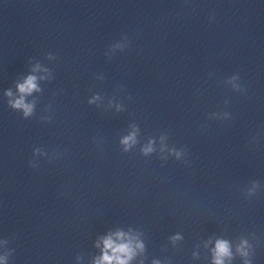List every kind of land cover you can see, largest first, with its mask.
<instances>
[{
    "label": "clouds",
    "instance_id": "1",
    "mask_svg": "<svg viewBox=\"0 0 264 264\" xmlns=\"http://www.w3.org/2000/svg\"><path fill=\"white\" fill-rule=\"evenodd\" d=\"M17 89L21 94L18 99L9 101L10 106L14 109H22L24 116H29L33 111V105L25 102V95L31 94L34 90H38L35 76H28L23 83L17 85ZM6 95L11 97L12 92L8 90ZM133 136L126 137L122 143L128 144L129 141H133ZM145 152H150L151 148H146ZM116 239L121 241L117 243L113 240L112 236H108L103 240L104 251L103 255L96 260L95 264H129V261L135 256L136 249L143 250V244L137 242L133 246L132 238H128L127 242H123L125 234L118 232L115 234ZM175 237L174 239H178ZM246 243V242H244ZM242 255H247V252L243 248L238 249ZM230 246L225 240H218L216 248L214 249V264H224V259L231 258ZM245 264H248L246 261Z\"/></svg>",
    "mask_w": 264,
    "mask_h": 264
}]
</instances>
